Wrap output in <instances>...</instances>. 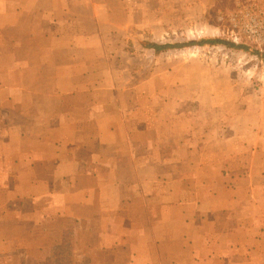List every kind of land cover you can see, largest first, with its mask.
Wrapping results in <instances>:
<instances>
[{
	"label": "crops",
	"instance_id": "0c3cea01",
	"mask_svg": "<svg viewBox=\"0 0 264 264\" xmlns=\"http://www.w3.org/2000/svg\"><path fill=\"white\" fill-rule=\"evenodd\" d=\"M216 2L0 0V264H264V130L163 45Z\"/></svg>",
	"mask_w": 264,
	"mask_h": 264
},
{
	"label": "rangeland",
	"instance_id": "374dc122",
	"mask_svg": "<svg viewBox=\"0 0 264 264\" xmlns=\"http://www.w3.org/2000/svg\"><path fill=\"white\" fill-rule=\"evenodd\" d=\"M221 4L207 13L210 33L195 35L190 40L171 37L163 45L176 50L180 45L186 46L191 58L197 53L208 58V62L225 63L234 86L235 97L229 99L232 113L239 115L247 111L245 120L250 125L258 122L264 130V0H222ZM201 41V45L197 44ZM220 41L235 45L249 41V46L243 51L223 46ZM172 60V64H177L176 60L180 59Z\"/></svg>",
	"mask_w": 264,
	"mask_h": 264
},
{
	"label": "trees",
	"instance_id": "16d2710c",
	"mask_svg": "<svg viewBox=\"0 0 264 264\" xmlns=\"http://www.w3.org/2000/svg\"><path fill=\"white\" fill-rule=\"evenodd\" d=\"M221 1L222 0H217V2H216V4L218 5V6H221L222 4H221ZM216 4L214 5V9H218L217 7H216ZM249 42V41H248ZM248 42H245V43H241L240 45H235L234 43H229V42H227V41H220L219 43L221 44V45H223V46H226V47H228V48H232V49H241V50H243V51H247V47L249 46V43ZM201 43H203V41H201V42H198L197 44H199V45H201ZM251 44V43H250Z\"/></svg>",
	"mask_w": 264,
	"mask_h": 264
}]
</instances>
